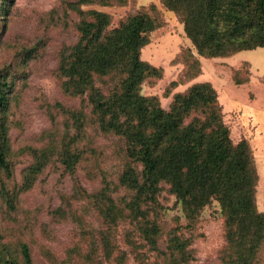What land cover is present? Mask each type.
<instances>
[{
    "label": "rangeland",
    "instance_id": "obj_1",
    "mask_svg": "<svg viewBox=\"0 0 264 264\" xmlns=\"http://www.w3.org/2000/svg\"><path fill=\"white\" fill-rule=\"evenodd\" d=\"M2 1L0 70L12 84V92L2 114L6 133H0L9 170L0 169V251L19 261L20 244H26L33 264H167V241L176 235L189 241L193 252L189 264H226L229 250L224 217L215 200L190 221L168 185L162 184L155 218L160 228L156 249L146 244L137 224L122 219L112 226L103 220L92 196L108 186L117 204L119 199L130 197V192L118 185L127 160L123 141L97 128L86 96H70L63 89L58 68L61 56L78 38L76 0H9L5 5ZM80 8L108 13L112 26L138 12L157 17L160 26L151 33L140 58L160 68L162 76L146 79L140 93L157 98L163 109L168 110L174 94L200 82L217 87L225 110L227 102L249 98L248 91L256 97L254 102L264 105L261 84L236 86L229 76L242 61L252 64L254 75H264L263 49L242 51L230 58L199 57L183 25L160 0ZM190 53L198 59L201 73L189 80L185 60ZM235 77L246 79L245 66ZM173 81L178 84L169 87ZM112 84L107 78L96 80L104 91ZM80 111L84 114L83 129H78L72 118ZM233 116L226 112L224 122L230 124ZM64 147L83 152L72 173L59 161ZM41 157V171L31 173ZM136 167L141 169L138 164ZM27 182L31 184L28 189ZM8 196L13 208L7 203ZM253 264H264V241Z\"/></svg>",
    "mask_w": 264,
    "mask_h": 264
},
{
    "label": "trees",
    "instance_id": "obj_2",
    "mask_svg": "<svg viewBox=\"0 0 264 264\" xmlns=\"http://www.w3.org/2000/svg\"><path fill=\"white\" fill-rule=\"evenodd\" d=\"M160 2L183 25L199 57L229 58L242 51L264 50V0ZM125 3L126 0H76L75 10L80 17L78 38L61 56L58 68L64 91L74 97L86 96L97 128L124 144L127 161L118 185L129 191L130 197L119 199L117 204L110 195L111 189L105 186L92 196L98 213L108 225L115 226L122 219L137 224L146 244L156 249L160 235L155 219L157 198L161 185L167 184L190 221L215 200L224 217L229 250L225 263L253 264L264 241V212L257 206L259 177L249 142L244 137L233 140L231 127L223 120L224 106L210 82L195 83L184 93L174 94L168 110L160 106L157 98L140 93L146 79L162 76L160 68L140 58L151 33L160 26L157 17L138 12L112 26L108 13L80 8ZM185 63L189 80L201 73L193 54L187 56ZM242 66L246 79L239 81L235 75ZM249 70L248 63H241L232 71V82H248ZM104 78L113 82L107 91L96 85V80ZM177 84L173 81L169 87ZM11 92L12 84L0 70V133H6L2 114L8 108ZM72 118L77 128L83 129L84 114L80 111ZM82 153L77 147L72 151L64 147L59 161L72 173ZM43 159L30 169L31 173L41 171ZM0 169L9 171L2 147ZM30 187L27 182V189ZM6 199L13 208L12 198ZM167 243V264H189L193 260L188 240L173 235ZM19 250V261L0 251V264H33L28 246L20 244Z\"/></svg>",
    "mask_w": 264,
    "mask_h": 264
},
{
    "label": "crops",
    "instance_id": "obj_3",
    "mask_svg": "<svg viewBox=\"0 0 264 264\" xmlns=\"http://www.w3.org/2000/svg\"><path fill=\"white\" fill-rule=\"evenodd\" d=\"M244 62L248 63L250 67L249 79L245 84L236 86H244L245 88H247L250 85L256 86L257 84H261V86L264 88V82L261 81V78H264V75L259 73L254 75V68L252 64L247 61H242L239 63V65ZM239 65L236 68H238ZM256 72H258V69L256 70ZM229 76L231 80V75ZM247 93L250 97L245 99L244 102H227L229 103V107L226 108L227 110H225L224 107V112H227V114L232 113L235 116V118L233 116V121L229 124L232 128L231 136L233 140L238 141L241 137H244L249 142L255 162V167L259 177L256 190L257 206L259 211L264 212V105L254 102V99H256V97H254L250 93V91H248ZM224 105L225 104H223V106ZM233 126H235L234 128L237 127L238 133H236V135H234L233 133Z\"/></svg>",
    "mask_w": 264,
    "mask_h": 264
}]
</instances>
